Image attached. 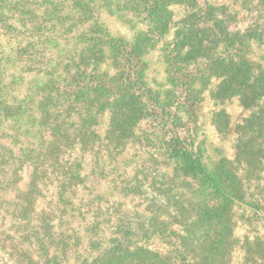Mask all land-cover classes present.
Returning a JSON list of instances; mask_svg holds the SVG:
<instances>
[{"label": "trees", "instance_id": "1", "mask_svg": "<svg viewBox=\"0 0 264 264\" xmlns=\"http://www.w3.org/2000/svg\"><path fill=\"white\" fill-rule=\"evenodd\" d=\"M223 1L0 0V29L11 34L0 64V255L228 264L229 214L243 197L237 165L253 149L242 136L235 163L192 132L206 93L224 129L234 99L264 106V64L248 54L264 38V14L238 0L250 21L241 31ZM247 119L256 138L264 112ZM242 249L243 264H263L264 234Z\"/></svg>", "mask_w": 264, "mask_h": 264}, {"label": "rangeland", "instance_id": "2", "mask_svg": "<svg viewBox=\"0 0 264 264\" xmlns=\"http://www.w3.org/2000/svg\"><path fill=\"white\" fill-rule=\"evenodd\" d=\"M249 1H251L253 4L251 9L254 10L252 11L259 12L258 15L261 14V12H263L264 14V7H258V5L256 4V2L260 0ZM228 3H230L231 10H236L235 7L238 8V5H240V2L238 0H224L221 4L225 6ZM236 11H238L239 13L233 16V24L241 31L246 29L247 27L249 28L250 21L246 17L249 11L247 5H245V2L242 1V6ZM15 16L16 15H14V17L10 19V22H15L14 24H16L14 18H17V16ZM24 19L25 21L27 20V18ZM258 23L260 25H263V27L261 29L258 28V30L261 32L263 30L264 32V19H259ZM254 26L258 27L257 24ZM7 32L8 31L0 29V64L4 61L3 50L6 46V41L11 37V34ZM255 40V42H251L252 50L248 53L249 57L256 63L264 64V38L262 40ZM154 70L158 71V69L156 68H154ZM159 70H161L160 65ZM260 100L263 101L264 97H261ZM214 101L210 99L207 93L205 94L204 100L202 102L203 107L201 108V111L198 112V120L196 119L195 127L193 126L194 130L192 132V136L195 140V144L201 146V144L203 143L207 146L209 153L214 157L218 155H225L227 159H229L230 161H235V163L236 160L238 161L239 159L237 152L238 148L236 149V147L237 144L242 145V136L247 138L248 143L244 144H246L248 150L251 151L253 149V151L248 155L243 154L241 159H239L241 160L239 162V165H237L236 173L239 176V183L243 194L242 204L236 203L232 206V211L229 214L230 222L228 225V228L230 229L228 232V237L231 238L228 245V252L230 250L228 264H243L244 258L242 240H244L245 238L249 239L256 233L260 236V238H262L264 234V120L257 127L259 128L260 126L262 128V133L260 135H257L256 138L255 136H249L245 129L243 131V120H248L247 118L253 114H261L262 112H264V106L261 107L259 105L251 109V111L248 109L246 110L243 107L241 109L239 104L234 99L225 107L229 116V123H227V126L224 129L223 122H216L217 119L215 118V114L219 110V106L215 104H219V102L216 100ZM241 120L242 131L239 127ZM149 123L150 125H148ZM140 124L150 126V128L147 127L145 129L146 131H149L150 129H152V127H154V129L157 128L155 127L156 125L154 123L147 119L142 120ZM45 134L46 135L43 137L42 141L46 142L48 135L47 132ZM256 147L257 149H259V151L258 154H255V159H252ZM151 148L154 149L156 147ZM168 173L170 174V169H168ZM25 179L26 177L24 176V180ZM138 202V200H135L134 204L131 205L122 203V206L124 207L121 206L120 209H117L118 211L115 215L117 219L122 218L125 209L129 212L132 205L138 206ZM41 204H45L43 200L41 201ZM110 208H115V204H111L109 202L105 206L106 210H109ZM260 208L261 210H259ZM138 209L139 211L142 210V205L138 207ZM0 264H13V261L9 258V256L5 257V255H0ZM24 264L26 263L24 262ZM29 264H32L31 261Z\"/></svg>", "mask_w": 264, "mask_h": 264}]
</instances>
